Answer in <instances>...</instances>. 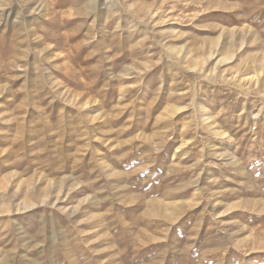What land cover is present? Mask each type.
I'll return each mask as SVG.
<instances>
[{
    "label": "rangeland",
    "instance_id": "obj_1",
    "mask_svg": "<svg viewBox=\"0 0 264 264\" xmlns=\"http://www.w3.org/2000/svg\"><path fill=\"white\" fill-rule=\"evenodd\" d=\"M0 264H264V0H0Z\"/></svg>",
    "mask_w": 264,
    "mask_h": 264
}]
</instances>
